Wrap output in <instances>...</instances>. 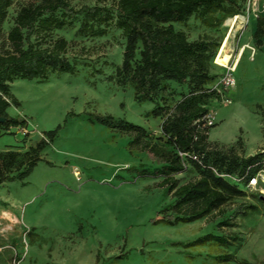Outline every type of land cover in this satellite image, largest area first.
I'll list each match as a JSON object with an SVG mask.
<instances>
[{
	"label": "rangeland",
	"instance_id": "374dc122",
	"mask_svg": "<svg viewBox=\"0 0 264 264\" xmlns=\"http://www.w3.org/2000/svg\"><path fill=\"white\" fill-rule=\"evenodd\" d=\"M41 1L15 0L0 31V51L9 47L8 33L18 11ZM69 1L76 9L115 7L119 2ZM239 1L243 5L246 0ZM252 10L246 13L241 7L239 16L220 13L222 21L215 26L195 15L173 23L189 40L205 38L214 46L210 71L215 76L205 87L219 96L208 99L214 121L207 140L208 163L243 189L212 213L176 224L158 222L174 212L161 211L175 202L161 184L164 176L140 174L144 168H161L166 156L132 145V135L96 121L94 115L110 114L141 125L153 142L173 151L161 124L194 83L168 80L167 89L149 100L128 77L121 81L117 71L126 38L116 17L105 25L103 35L82 30L81 15L51 34L31 35L41 47L65 38L75 70L51 72L44 80L10 82L19 105L12 103L7 112L26 118L27 126L0 127V159L16 151L21 165L30 148L48 138L46 131L61 128L28 177L0 184V264H264V200L239 181L243 159L264 150V37L260 44L254 36L258 20L264 18V1ZM242 46L246 48L236 66ZM216 59L236 66L235 87L221 84L227 68ZM184 162V171L175 174L179 184L199 178L203 170L188 157ZM13 218L17 222L12 229Z\"/></svg>",
	"mask_w": 264,
	"mask_h": 264
},
{
	"label": "trees",
	"instance_id": "16d2710c",
	"mask_svg": "<svg viewBox=\"0 0 264 264\" xmlns=\"http://www.w3.org/2000/svg\"><path fill=\"white\" fill-rule=\"evenodd\" d=\"M14 2L0 0V31ZM241 7L243 9L244 4L239 0H119L115 7L97 4L83 5L78 9L69 0H42L23 6L8 33L9 47L0 51V127L27 126L26 118L13 117L7 112L12 103L19 105L18 98L10 89L14 78L44 80L51 72L73 73L75 70L67 54L65 38H57L50 45L41 47L31 39L32 34L36 33L38 37L42 32L51 34L53 29L70 25L72 18L81 15L82 30L92 35H103L106 33L105 25L116 17L117 25L123 29L126 38L123 62L117 71L121 81L128 77L141 88L140 96L149 100L167 89L168 80L182 83L189 79L195 87L183 95L175 104L174 112L169 113L161 124L162 134L173 145V151L163 150L162 145L153 142L152 135L141 125L126 119L116 120L110 114L94 115V119L132 135V145L166 156V164L161 168L140 171L144 176H164L161 184L167 185L175 198L174 203L161 210L165 212L172 208L174 212L165 214L158 222L176 224L200 219L242 195L243 189L220 176L221 169L208 163L207 140L212 125H205V116L210 112L209 97L219 96L215 89L205 87L215 76L210 71L216 56L214 46L205 38L189 40L185 32L175 29L173 23L186 22L195 15L205 25L215 26L222 21L218 14L233 16ZM254 36L261 44L264 18L258 20ZM60 128L61 125L46 131L48 138H42L30 148L29 158L23 165H17L18 152H7L0 159V184L28 177L42 160L40 152L55 138ZM180 152L198 155L199 160L190 159L203 167L199 178L178 183L175 174L185 169ZM263 156L261 151L243 159L239 178L254 175Z\"/></svg>",
	"mask_w": 264,
	"mask_h": 264
},
{
	"label": "built area",
	"instance_id": "2783aa9c",
	"mask_svg": "<svg viewBox=\"0 0 264 264\" xmlns=\"http://www.w3.org/2000/svg\"><path fill=\"white\" fill-rule=\"evenodd\" d=\"M264 0H246L244 3V7L243 9L245 10L246 13H251V11H253L252 9L259 3L263 2ZM255 11V9H254ZM239 16V15H236ZM235 16V17H236ZM219 55V54H218ZM216 62L225 66L227 69L226 71L223 73V75L221 76V84L226 87V88H233L236 86V79L234 77V71L236 66H228V64L226 63H220L217 61ZM228 102H230L231 100L229 98L226 99ZM205 120L206 123L205 125H213L214 121H213V117L211 116L210 112L205 116ZM264 152V150H263ZM181 156V159L183 161V164H185L184 159L188 158H193L196 160H199L200 158L198 157V155L191 153V152H180L179 153ZM220 176L225 177L224 174H219ZM239 181H241V183L244 184L245 188H247L248 190H251L253 192H256L259 196V198L264 200V156L261 158L260 162H259V168L257 170V172L254 175H244L242 177L239 178ZM15 264H19L18 262H14Z\"/></svg>",
	"mask_w": 264,
	"mask_h": 264
},
{
	"label": "bare ground",
	"instance_id": "6f19581e",
	"mask_svg": "<svg viewBox=\"0 0 264 264\" xmlns=\"http://www.w3.org/2000/svg\"><path fill=\"white\" fill-rule=\"evenodd\" d=\"M228 39H229V34H228V36H226V38H225V40H224V42H223V44H222V47H221V49H220V53H219V58H218V60H219L220 57L223 55V52H224V50H225V48H226V46H227ZM245 48H246V46H242V47H241L240 52H239V54L237 55L238 58H237L236 66L238 65V62H239V60L241 59V56L244 54Z\"/></svg>",
	"mask_w": 264,
	"mask_h": 264
},
{
	"label": "crops",
	"instance_id": "0c3cea01",
	"mask_svg": "<svg viewBox=\"0 0 264 264\" xmlns=\"http://www.w3.org/2000/svg\"><path fill=\"white\" fill-rule=\"evenodd\" d=\"M17 218H18V216L17 215H15ZM23 220L25 221V219L23 218ZM16 218H13V223L12 224H10L9 225V227L11 228L12 227V229H13V227H14V225L16 224ZM4 264H10V261L9 260H7Z\"/></svg>",
	"mask_w": 264,
	"mask_h": 264
},
{
	"label": "water",
	"instance_id": "95a60500",
	"mask_svg": "<svg viewBox=\"0 0 264 264\" xmlns=\"http://www.w3.org/2000/svg\"><path fill=\"white\" fill-rule=\"evenodd\" d=\"M1 120H4V118H1Z\"/></svg>",
	"mask_w": 264,
	"mask_h": 264
}]
</instances>
